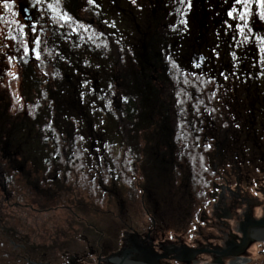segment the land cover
<instances>
[{
  "label": "flooded vegetation",
  "instance_id": "1",
  "mask_svg": "<svg viewBox=\"0 0 264 264\" xmlns=\"http://www.w3.org/2000/svg\"><path fill=\"white\" fill-rule=\"evenodd\" d=\"M2 2L11 7L0 52V192L7 195L0 207L15 195L7 190L18 171L30 179L29 190L24 203L9 206L36 214L69 212L52 232L39 233L42 223L27 232L7 225L0 236L11 246L12 263L252 264L253 247L261 251L264 244V71L260 81L236 73L223 56L186 57L197 72L182 76L204 78L199 86L213 85L219 97L209 110L208 96L184 93L174 110L175 73L168 75V65L157 72L156 59L140 57L168 49V18L158 24L168 15V0H134L139 17L126 29L124 0H83L64 35L50 34L66 23L44 19L40 2L37 11L21 0ZM126 43L139 55L133 57L138 87L121 69ZM13 45L20 46L19 90L11 74ZM145 77L165 104L151 98L128 103ZM190 181L191 194L182 187ZM177 182L168 196V186ZM30 217L38 220L28 212L26 224Z\"/></svg>",
  "mask_w": 264,
  "mask_h": 264
},
{
  "label": "trees",
  "instance_id": "2",
  "mask_svg": "<svg viewBox=\"0 0 264 264\" xmlns=\"http://www.w3.org/2000/svg\"><path fill=\"white\" fill-rule=\"evenodd\" d=\"M21 1L23 4L29 5L33 10L37 9V5L40 2L41 12L47 19L54 16L60 18L64 14L71 17L72 12H75L74 8L79 9L83 5V3L81 4L83 0ZM49 4L52 5V8L48 7ZM17 7L18 5L14 3V14L18 13ZM124 8L125 10L121 14V22L126 29L128 26H134L135 18L139 17V13L134 0H124ZM113 13L117 12L114 11ZM229 13L232 15H229ZM165 14H162V22L158 20V24L161 28V25H166L167 22L165 21L168 18V49L162 46L159 49L161 54H159L154 53V48H150V52L154 54L149 55L146 52L141 54L140 57L146 59L150 56L152 61L156 59L157 62H154L157 72H166L165 66L168 65V75L175 73L173 78L188 82L190 89L188 88L187 90V97H203L207 95H204L203 88L199 86V82L203 81L204 78H196L192 75L182 76V73L197 72V70L187 67V61L191 58L185 60L186 57H194L193 59H195V57L200 55L206 60H210L212 55L216 57L223 56L234 62L236 73H251V78H258L260 81L263 79L264 15L262 14H264V5H262V0H240L239 3L237 0H168V15ZM150 18L154 19V16L151 15ZM60 20L62 19L60 18ZM71 24V22H68L66 25H59L60 29L50 30V34L60 35L61 33L64 35L66 32L69 34L68 30H72ZM241 29L243 30L241 31ZM16 30L17 28L15 27L13 32ZM68 34L67 36H69ZM130 45L124 44V53L130 52L129 57L139 56L137 55L138 53L134 55V50L136 49L132 45L133 50L125 51V49L131 47ZM111 51L113 55L116 54L114 47ZM125 54L124 56L126 57L127 55ZM225 71L228 70L226 69ZM135 75L134 69L131 75H125V78L126 80L131 79V86L138 87L134 84L133 78ZM205 82L207 83V79H205ZM205 87L208 86L205 85ZM137 97H140V100H137ZM145 98H151L150 102L154 104L166 103L164 95L160 96L159 90L154 86L151 79L147 77L142 80L141 92L131 93L128 103L131 106L139 102L145 104L147 103ZM133 110L135 109L133 108ZM17 168L19 167L17 166ZM190 172L191 169L186 170L185 173L183 172V181L185 182L183 184L187 183L185 177L189 176ZM197 173L199 176V171ZM16 175L22 176L18 171H16ZM200 175H203V172H200ZM190 183L191 181L188 183L187 188L185 185L182 187L191 194L193 186ZM178 186H180L178 182L177 184L174 183L172 187L168 186V196L170 194L174 195ZM260 252L263 258L260 263H264V244ZM258 260L259 258L256 259V263Z\"/></svg>",
  "mask_w": 264,
  "mask_h": 264
},
{
  "label": "rangeland",
  "instance_id": "3",
  "mask_svg": "<svg viewBox=\"0 0 264 264\" xmlns=\"http://www.w3.org/2000/svg\"><path fill=\"white\" fill-rule=\"evenodd\" d=\"M8 7H11V5H8ZM8 7H5L4 2L0 3V43H1L0 44V52L3 51V49L5 47L4 42H5V40L7 38V34H8V32H6V30L7 31L9 30V25H8L9 17H7V16H9L10 13H9ZM11 14H12V18L14 19V22H16L15 16H16V18H18L17 14H14V13H11ZM43 18L46 19L45 17H43ZM47 21H49V20H47ZM14 28H15V26H14ZM14 28H13V30H14ZM13 33H14V36H16V31ZM17 46L18 45H13V58H12L13 64H12V71H11L13 81H14L15 90H17V89L19 90V83H18L19 79L17 76V73L19 72V70H18V67L16 66V63H15L16 62L15 55L18 56L17 52H18L20 46L19 47H17ZM129 50H133L132 46L128 49H125V51H129ZM129 54H130V52L125 54L127 56L125 57L123 63L121 64V69L125 75L129 74V76H130L132 71L135 69L136 64H135L133 57L128 56ZM178 82H177V89H176L177 90L176 93L178 92V94H176L177 95L176 98L178 99V104L175 105L174 110H177L179 108V105H181V103L185 97L184 93H187V90L190 87V84L188 82H184L183 80H179ZM202 88L205 91L204 95H207L210 99V103H212V104L207 105V107H206L210 110L212 106H214V105L216 106L217 97H219L218 94L212 93V91H213L212 89L216 88V87H213V85H209L207 89L205 87H202ZM18 93H19V91H18ZM168 96L173 98L172 94H170V93H168ZM170 97H169V99H170ZM199 97H201V96H199ZM95 98L99 99L98 97H94V100H95ZM105 98L106 97L103 96V99H105ZM107 103H110V102H107ZM99 113H100V111H99ZM215 115L217 116L219 114L216 113ZM115 119H116V117H115ZM220 119H223V117L221 115H220ZM29 181H30V179L27 180L26 178H24L22 176L15 175L13 182H11V183L9 182V184H8L9 188L7 190L8 194L10 193L9 190L11 189V190L15 191V195L12 196L8 205H5L4 207H0V216L3 218H8L7 222L5 221V223H4L2 220L3 218L1 219V217H0V233L1 232L5 233L4 231L7 230V225L9 227H12V225L16 226L21 231L27 232V231H31V230H36L40 223H42L44 226H42L43 229H42V227L37 229V231H39V233H43L42 231L52 232V231H55L56 227H62V226H57V224H63V217L69 215V212H67V211H57V210L56 211H50L49 213H45V214H36V213H31L30 211H27L25 209H20V208H15L13 206H9V205H13V203H15L18 200H20L21 202L24 203V199H26L27 196L23 195V193H25V192L27 193V190H29L28 189V186L30 185ZM32 181H33V179H32ZM3 186H4V184H3ZM31 192H33V191H31ZM68 193L69 192H66L62 196V199H68V197H67ZM30 197H28V199H31ZM6 198H7V195L5 194L3 189H1L0 200L6 201ZM55 205H57V204H55ZM173 205L174 204H172L170 206L173 207ZM6 206H9V207H6ZM48 206H50V205H48ZM48 206H46V207L48 208ZM114 210H116V209H114ZM28 212L31 214V216H36V218H38L39 221L37 219L34 220L33 218L30 217L29 223L26 224V222L24 221V218L27 217ZM91 213L94 214V216H97L96 210H92ZM80 214L82 215L81 212H80ZM108 216L109 215H107V217ZM98 217H99V219L103 220V218L106 217V214L100 213L98 215ZM70 219H71V221L76 220L73 218H70ZM46 220H47V222H46ZM102 220H101V222H102ZM95 223L97 225H100V223L97 220L95 221ZM171 225H173V224H171ZM34 226H35V229H34ZM65 227H66V229L67 228L69 229V225L68 226L66 225ZM258 248H262V244L258 245ZM258 252H260V249H257V246L253 247L251 257H254L256 259L259 258V260L257 263L255 260L254 262H252V264H264V263H260L261 261H263V258H262L261 252L259 254H258ZM11 259H12L11 246L7 242H4L3 238L0 236V264H13Z\"/></svg>",
  "mask_w": 264,
  "mask_h": 264
},
{
  "label": "snow or ice",
  "instance_id": "4",
  "mask_svg": "<svg viewBox=\"0 0 264 264\" xmlns=\"http://www.w3.org/2000/svg\"><path fill=\"white\" fill-rule=\"evenodd\" d=\"M38 2H39V0H38ZM94 2V0H89V3H93ZM237 2L239 3L240 2V0H237ZM262 5H264V0H262ZM5 7H8V5L7 4H5ZM48 7L49 8H52V5L51 4H49L48 5ZM229 15H232L231 13H229ZM262 15H264V14H262ZM60 18L62 19V20H64L65 21V23H68V22H70L71 21V17H69V16H67L66 14H64V15H61L60 16ZM33 30H35V28H33ZM243 29H241V31H242ZM12 39H15V37H12ZM39 39L38 38H35L34 39V43L35 44H39ZM33 51H35V49H33ZM37 58H39V53H37Z\"/></svg>",
  "mask_w": 264,
  "mask_h": 264
},
{
  "label": "water",
  "instance_id": "5",
  "mask_svg": "<svg viewBox=\"0 0 264 264\" xmlns=\"http://www.w3.org/2000/svg\"><path fill=\"white\" fill-rule=\"evenodd\" d=\"M25 18V17H24ZM198 254V251H196V249L195 250H193V252L192 253H190V255H189V257H188V261H191L196 255Z\"/></svg>",
  "mask_w": 264,
  "mask_h": 264
}]
</instances>
